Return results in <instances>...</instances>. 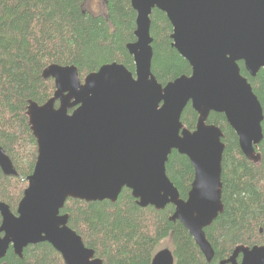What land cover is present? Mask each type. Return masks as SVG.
Here are the masks:
<instances>
[{"label":"water","instance_id":"95a60500","mask_svg":"<svg viewBox=\"0 0 264 264\" xmlns=\"http://www.w3.org/2000/svg\"><path fill=\"white\" fill-rule=\"evenodd\" d=\"M137 13L136 42L127 46L135 74L125 66L105 65L82 83L76 67L50 66L56 92L43 106L31 104L29 120L38 159L16 214L0 204V260L10 250L50 244L65 264H103L62 215L68 200L116 203L124 189L141 208L173 205L179 221L211 263L214 250L205 230L224 211L222 130L208 124L222 114L235 131L244 156L259 164L264 110L241 74L244 63L255 78L264 71V0H131ZM166 14L173 27L172 47L191 67L162 85L152 72L151 17ZM58 103V107H57ZM198 114L194 132L182 116L188 105ZM70 111H73L70 113ZM173 151L186 156L195 178L187 200L167 176ZM0 168L18 173L0 147ZM152 264H175L170 249ZM220 264H264V246H239Z\"/></svg>","mask_w":264,"mask_h":264},{"label":"trees","instance_id":"16d2710c","mask_svg":"<svg viewBox=\"0 0 264 264\" xmlns=\"http://www.w3.org/2000/svg\"><path fill=\"white\" fill-rule=\"evenodd\" d=\"M105 12L94 14L88 0H0V147L18 175L6 176L0 168V204L16 214L33 175L38 144L31 129V104L43 106L54 98L56 87L44 72L52 65L76 67L82 83L105 65L118 63L135 74L127 46L136 42L137 13L131 0H103ZM152 72L166 85L192 73L188 62L172 47L173 27L166 14L152 17ZM241 74L251 84L264 110V71L251 77L244 63ZM58 107V103H57ZM73 111H70L72 113ZM199 116L189 104L182 116L185 129L194 132ZM209 125L224 134L222 202L224 211L205 230L214 250L211 263L188 230L171 221L176 209L141 208L124 189L116 203L68 200L62 215L85 246L103 264H152L157 252L170 249L175 264H220L239 246H264V139L257 148L261 162L249 161L235 131L222 114L212 113ZM264 132V122H263ZM167 176L187 200L195 172L189 159L173 151ZM2 217L0 213V227ZM161 247H164L161 249ZM0 264H65L48 243L29 246L23 256L10 248Z\"/></svg>","mask_w":264,"mask_h":264},{"label":"rangeland","instance_id":"374dc122","mask_svg":"<svg viewBox=\"0 0 264 264\" xmlns=\"http://www.w3.org/2000/svg\"><path fill=\"white\" fill-rule=\"evenodd\" d=\"M87 9L94 14H103L105 12L104 2L103 0H88Z\"/></svg>","mask_w":264,"mask_h":264}]
</instances>
